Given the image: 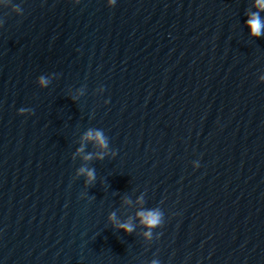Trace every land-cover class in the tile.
Listing matches in <instances>:
<instances>
[{"label": "water", "instance_id": "95a60500", "mask_svg": "<svg viewBox=\"0 0 264 264\" xmlns=\"http://www.w3.org/2000/svg\"><path fill=\"white\" fill-rule=\"evenodd\" d=\"M253 2L0 8V264H264V38L245 26ZM90 129L115 158L73 159ZM80 167L96 169L95 185ZM142 208L165 213L151 243ZM113 212L135 233L113 229Z\"/></svg>", "mask_w": 264, "mask_h": 264}, {"label": "clouds", "instance_id": "9594fccd", "mask_svg": "<svg viewBox=\"0 0 264 264\" xmlns=\"http://www.w3.org/2000/svg\"><path fill=\"white\" fill-rule=\"evenodd\" d=\"M81 0H74L75 4H79ZM119 3V0H107V6L110 8H115ZM0 8H11L18 16L24 15V10L20 6L12 4V0H0ZM247 19L245 21V26L250 30L249 35L251 38H264V0H254L252 5V10H249L245 14ZM4 20L0 18V27H3ZM55 74L52 76L41 75L38 78L37 83L43 89H47L53 79H55ZM259 82L264 83V74L259 76ZM98 93L103 94L105 89L103 87L97 89ZM85 95V89L80 88L76 91L72 97L73 101H78L81 97ZM110 101H105L109 103ZM33 114L32 110L29 108H20L19 115H30ZM91 142L99 148V152L93 156L92 154L84 155L85 148L84 143ZM118 155V152L113 150L110 146V140L105 135L103 130L90 129L82 137V143L76 152L73 154V159L77 156H82L85 161H92L93 159L105 160L108 157L115 158ZM199 161H193V167L196 169L200 168ZM77 178L84 177L85 186L91 187L97 182V175L95 168L80 167L76 171ZM137 203H144V195H141ZM136 219L139 220L140 225L145 229L142 233V237L145 241L151 243L153 239H159V235H156L157 229L163 227L165 222V213L159 208L152 209H141L136 213ZM108 221L110 222L113 229L116 231H123L128 235H132L136 231L135 224L129 220L128 222L120 221L115 212L109 214ZM152 264H160L159 260H153Z\"/></svg>", "mask_w": 264, "mask_h": 264}]
</instances>
